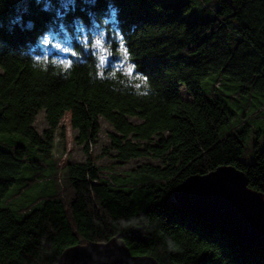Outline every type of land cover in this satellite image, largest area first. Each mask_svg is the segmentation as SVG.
I'll return each instance as SVG.
<instances>
[{"label": "trees", "instance_id": "obj_1", "mask_svg": "<svg viewBox=\"0 0 264 264\" xmlns=\"http://www.w3.org/2000/svg\"><path fill=\"white\" fill-rule=\"evenodd\" d=\"M186 1L0 0V134L28 141L0 140V264H56L67 247L117 235L158 264H264L263 250L172 200L186 177L223 165L264 192V128L244 111L235 121L231 106L239 94H260L256 118L264 122V0ZM96 39L99 46L83 47ZM223 77L240 84L237 97L220 94ZM41 110L47 126L39 133ZM99 117L113 132L95 153ZM62 120L85 158L59 169L53 150ZM104 156L156 162L116 176L103 174ZM22 168L38 181L46 174L53 188L13 209L6 193Z\"/></svg>", "mask_w": 264, "mask_h": 264}, {"label": "water", "instance_id": "obj_2", "mask_svg": "<svg viewBox=\"0 0 264 264\" xmlns=\"http://www.w3.org/2000/svg\"><path fill=\"white\" fill-rule=\"evenodd\" d=\"M172 200L189 214L226 231L242 244L264 251V192L248 186L246 175L232 165L190 175L172 191ZM73 264H158L148 255L132 254L117 235L107 242H88L64 249Z\"/></svg>", "mask_w": 264, "mask_h": 264}, {"label": "rangeland", "instance_id": "obj_3", "mask_svg": "<svg viewBox=\"0 0 264 264\" xmlns=\"http://www.w3.org/2000/svg\"><path fill=\"white\" fill-rule=\"evenodd\" d=\"M164 3L170 4V5H182L186 3V0H161ZM192 10V9H191ZM195 13L193 11H189L185 16L187 17L186 19H192ZM213 75H209L207 78H205L202 81V87L206 91L208 84L211 82L213 79ZM221 85L219 86L218 90L220 91V94L223 95H229L231 97H237L238 96V91L240 89V84L235 81H231L228 78H221ZM182 95L184 98H187V94L183 90V87H181ZM254 97H250L248 93L245 94H239L237 97V102L231 103V106L233 109H235L236 113V118L235 121L237 120V117H239V113L242 111L245 112V114H252L254 116V125L256 128H264V122L260 119H257V106H258V101L261 99V95L257 93H253ZM248 102V103H247ZM256 112V114H255ZM44 111L41 110L37 116L36 119L33 123L34 128L41 133L43 129L46 128L47 124L44 118ZM99 125H100V130L98 133L97 141L94 146V151L95 153H100L101 148L105 147L109 144V139H108V133L113 132L112 126L105 121L102 117H99ZM63 128V133H64V138H61L59 132ZM57 136H55V147L53 150V155L54 159L56 160V168H62L63 163L67 160L71 162H80L83 161L85 156L82 151V148L80 145H78L75 141V136H76V131L71 128L70 124L66 122L65 120H62L60 122L59 129L56 133ZM253 135V134H252ZM252 135L250 136L249 142L252 140ZM9 140V139H16L25 144L26 146L28 145V141L25 138L20 137L19 135L16 134H0V140ZM243 160L246 162L252 161V155L251 152H247L245 156H243ZM143 162H151L155 163L153 159L150 157H140L136 159L129 160L125 163H117L113 159H110L109 157H102L98 161L99 167L102 169L103 174L106 173V171H112L116 176H121V175H126L129 171L137 167ZM41 166L44 169H47V165L42 163ZM112 167V168H111ZM33 170H28L26 168H22L21 174L17 181L10 186L6 193V202L4 203L6 206L10 208H18V206H27L28 203H30L33 199L39 196L43 195V192L47 191L48 188H51L52 184L50 183L51 186H49V179L47 178V175H44V179L42 178L41 181H38V177H32ZM36 178V181H35ZM59 178H62V175H59ZM34 179V180H33ZM41 179V178H40ZM58 181H61V179H58ZM25 184V185H24ZM43 186V190L41 189ZM53 188V186H52ZM43 191V192H42ZM63 199L68 201V199H71V190H68L64 188L62 191ZM15 193V194H14Z\"/></svg>", "mask_w": 264, "mask_h": 264}, {"label": "snow or ice", "instance_id": "obj_4", "mask_svg": "<svg viewBox=\"0 0 264 264\" xmlns=\"http://www.w3.org/2000/svg\"><path fill=\"white\" fill-rule=\"evenodd\" d=\"M43 43H44V44H47V43H48L47 38H44V39H43ZM100 44H101V41H100L99 39H96L94 42L91 41V40H88V41H86V42L84 43L83 47H84L85 49H89V48H91V47L99 46ZM54 47H55L56 49H60L61 46H60V44L57 43ZM120 48L123 50V56H124V58L127 59L128 56H129V53H128V50H127V48L125 47V45H124L123 42H121V44H120ZM62 51H68V49H67V48L62 49ZM72 55L75 56L76 53L73 52ZM62 63H63V62H62ZM69 63H70V62H69ZM74 255H76V254H75V253H72V252H66L65 255H64V258H63L62 264H73V259H72V257H73Z\"/></svg>", "mask_w": 264, "mask_h": 264}]
</instances>
